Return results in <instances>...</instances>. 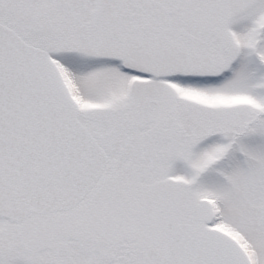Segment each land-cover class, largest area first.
Wrapping results in <instances>:
<instances>
[{"label":"snow or ice","instance_id":"1","mask_svg":"<svg viewBox=\"0 0 264 264\" xmlns=\"http://www.w3.org/2000/svg\"><path fill=\"white\" fill-rule=\"evenodd\" d=\"M0 264H264V0H0Z\"/></svg>","mask_w":264,"mask_h":264}]
</instances>
